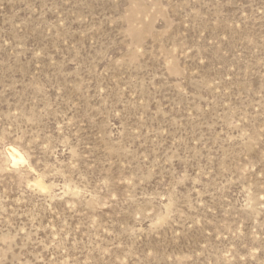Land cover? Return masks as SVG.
I'll return each instance as SVG.
<instances>
[{"label": "rangeland", "instance_id": "1", "mask_svg": "<svg viewBox=\"0 0 264 264\" xmlns=\"http://www.w3.org/2000/svg\"><path fill=\"white\" fill-rule=\"evenodd\" d=\"M0 264H264V0H0Z\"/></svg>", "mask_w": 264, "mask_h": 264}, {"label": "bare ground", "instance_id": "2", "mask_svg": "<svg viewBox=\"0 0 264 264\" xmlns=\"http://www.w3.org/2000/svg\"><path fill=\"white\" fill-rule=\"evenodd\" d=\"M8 155L12 160V164L14 166L18 165L19 163H25L26 159L22 155V153L15 147L9 146L8 147Z\"/></svg>", "mask_w": 264, "mask_h": 264}]
</instances>
